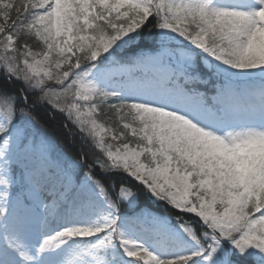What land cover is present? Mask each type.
Returning a JSON list of instances; mask_svg holds the SVG:
<instances>
[{
    "label": "snow or ice",
    "instance_id": "1",
    "mask_svg": "<svg viewBox=\"0 0 264 264\" xmlns=\"http://www.w3.org/2000/svg\"><path fill=\"white\" fill-rule=\"evenodd\" d=\"M0 264H264V0H0Z\"/></svg>",
    "mask_w": 264,
    "mask_h": 264
}]
</instances>
